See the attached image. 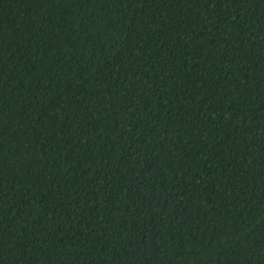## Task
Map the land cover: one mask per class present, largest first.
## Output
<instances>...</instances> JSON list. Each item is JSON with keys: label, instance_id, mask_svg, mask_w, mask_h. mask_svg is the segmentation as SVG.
<instances>
[{"label": "trees", "instance_id": "1", "mask_svg": "<svg viewBox=\"0 0 264 264\" xmlns=\"http://www.w3.org/2000/svg\"><path fill=\"white\" fill-rule=\"evenodd\" d=\"M0 264H264V0H0Z\"/></svg>", "mask_w": 264, "mask_h": 264}]
</instances>
